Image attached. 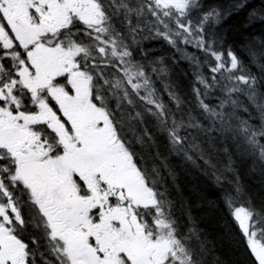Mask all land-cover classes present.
<instances>
[{"label": "snow or ice", "instance_id": "snow-or-ice-1", "mask_svg": "<svg viewBox=\"0 0 264 264\" xmlns=\"http://www.w3.org/2000/svg\"><path fill=\"white\" fill-rule=\"evenodd\" d=\"M0 264H264V0H0Z\"/></svg>", "mask_w": 264, "mask_h": 264}]
</instances>
